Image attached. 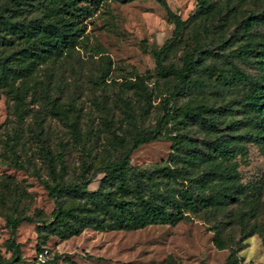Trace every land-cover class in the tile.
Wrapping results in <instances>:
<instances>
[{
    "label": "rangeland",
    "instance_id": "374dc122",
    "mask_svg": "<svg viewBox=\"0 0 264 264\" xmlns=\"http://www.w3.org/2000/svg\"><path fill=\"white\" fill-rule=\"evenodd\" d=\"M69 1L0 0V264H36L34 252L41 247L56 257L51 264H223L231 248L237 264H264V141L251 136L256 122L243 107L245 83H225L200 69L192 73L195 85L173 90L174 76L159 73L150 54L170 39L166 65L179 66L195 46L198 66H214L226 77L234 71L256 76L255 65L236 50L245 40L264 39V21L257 19L264 0H206L202 14L197 0H165L182 20L172 38L173 23L157 0ZM66 9L72 20L66 33L74 37L59 48L51 33L64 30L55 25L64 22ZM248 17L256 21L245 28ZM139 78L149 92L146 104ZM52 105L66 109L75 127L70 130ZM164 106L173 119L163 120L161 136L139 144L128 162L148 173L176 152L188 156L184 182L193 209L173 224L85 227L60 238L47 225L53 198L32 175L50 180L44 151L51 152L57 171L65 168L64 181H87L83 188L94 190L105 161L119 153L115 136L128 146ZM197 106L207 108L202 119L176 112ZM215 138L232 147L228 160L212 152ZM71 203L64 197L65 205ZM10 209L31 216L12 232L2 215ZM9 240L18 247L17 262Z\"/></svg>",
    "mask_w": 264,
    "mask_h": 264
},
{
    "label": "trees",
    "instance_id": "16d2710c",
    "mask_svg": "<svg viewBox=\"0 0 264 264\" xmlns=\"http://www.w3.org/2000/svg\"><path fill=\"white\" fill-rule=\"evenodd\" d=\"M20 3L21 0H13ZM71 4L69 0H66ZM164 8L167 17L173 23V31L170 38L174 37L181 27L182 20L172 12L166 5L165 0H157ZM197 11L203 12L207 7L206 0H197ZM202 14V13H201ZM65 20L60 27L52 31L53 45L55 47H65L72 43L74 33H66L71 27L72 20L68 17V10H64ZM71 17V16H70ZM258 21H264V10L259 13ZM255 17H248L243 20V26L249 27ZM15 22H13L14 25ZM46 24H42V27ZM170 39L165 40L159 47L150 49V54L154 61L155 69L162 74H172L175 79L173 90H181L184 86L195 85L196 78L192 75L198 70L205 71L208 75H214L215 79L232 84L243 81V107L248 111V118L256 125L251 128V136L256 141H264V39L258 42L245 40L237 48V56L242 60L251 61L258 70L256 76H250L239 71L229 72L228 78L218 68L209 65H200L199 56L195 52V46L187 48L181 58L179 66L166 65L162 61L164 52L169 48ZM144 104L148 103L149 92L142 79L139 78ZM249 84H248V83ZM164 97L165 102L171 97L174 91ZM53 107V108H52ZM51 110L55 114H60L68 123V127L74 128L76 123L68 119L66 109L55 108ZM207 108L197 106L194 109H177L178 114H186L197 118L203 117ZM174 114L167 107H163L161 115L154 125L145 130L135 132L130 139L128 146H124L122 137L116 135L115 140L119 147V153L114 160H106L104 168L101 170V177L94 190H85L83 184L86 182L63 180L65 168L60 166L59 171L54 167L51 152L45 150L43 158L46 163L50 180L40 178L36 172L32 173L40 184L43 185L48 195L53 198L55 204L50 215L52 219L47 223L56 229L60 238L76 234L85 227L94 229H137L148 224H173L186 215L195 206L194 197L191 194L190 184H185L187 179V159L185 154H172L169 163H154L151 170H142L129 165L128 155L141 143H147L161 136L160 130L163 120H172ZM212 152L228 160L233 155L232 147L225 141L215 138L211 141ZM196 150H192L194 155ZM11 163L18 168L22 164L13 159ZM129 172V176H127ZM232 173L226 174L227 185L232 184ZM64 197L71 198V205L64 204ZM5 224L13 230L14 224L22 219H29L31 216L20 214L13 209L3 212ZM9 248L13 254L15 262L20 260L19 250L12 240L8 241ZM40 249V248H38ZM36 249V250H38ZM56 259L49 252L43 263L51 264ZM2 264V263H1ZM3 264H7L4 262ZM199 264H203L202 261ZM223 264H237L234 249H230Z\"/></svg>",
    "mask_w": 264,
    "mask_h": 264
},
{
    "label": "built area",
    "instance_id": "2783aa9c",
    "mask_svg": "<svg viewBox=\"0 0 264 264\" xmlns=\"http://www.w3.org/2000/svg\"><path fill=\"white\" fill-rule=\"evenodd\" d=\"M49 249L47 247H41L40 249L34 252V259L36 263H43L45 262L46 258L48 257Z\"/></svg>",
    "mask_w": 264,
    "mask_h": 264
}]
</instances>
